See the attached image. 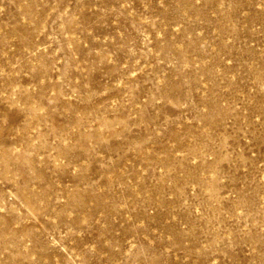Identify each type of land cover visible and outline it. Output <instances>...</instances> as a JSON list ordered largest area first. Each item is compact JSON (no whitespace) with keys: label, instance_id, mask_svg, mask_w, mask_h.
Here are the masks:
<instances>
[{"label":"rangeland","instance_id":"obj_1","mask_svg":"<svg viewBox=\"0 0 264 264\" xmlns=\"http://www.w3.org/2000/svg\"><path fill=\"white\" fill-rule=\"evenodd\" d=\"M0 264H264V0H0Z\"/></svg>","mask_w":264,"mask_h":264}]
</instances>
